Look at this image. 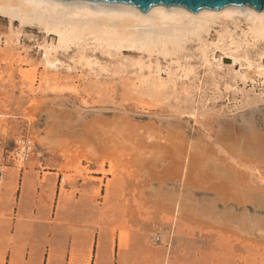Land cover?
Masks as SVG:
<instances>
[{
  "label": "rangeland",
  "instance_id": "rangeland-1",
  "mask_svg": "<svg viewBox=\"0 0 264 264\" xmlns=\"http://www.w3.org/2000/svg\"><path fill=\"white\" fill-rule=\"evenodd\" d=\"M235 19L166 51L93 40L51 51L58 40L40 25L0 14V178L15 172L0 195L8 190L10 215L23 174L56 215L41 224L60 242L88 232L101 249L105 237L111 264H264V80L241 76L264 63V40ZM37 136L68 149L52 155ZM26 137L33 152L19 164L12 153Z\"/></svg>",
  "mask_w": 264,
  "mask_h": 264
},
{
  "label": "bare ground",
  "instance_id": "bare-ground-1",
  "mask_svg": "<svg viewBox=\"0 0 264 264\" xmlns=\"http://www.w3.org/2000/svg\"><path fill=\"white\" fill-rule=\"evenodd\" d=\"M0 14L8 16L10 19H19L22 23L40 25L47 34L55 36L58 40L56 45L49 48L51 51H57L58 49L68 50L72 46L81 47L87 44L89 40H93L94 45L115 49H153L155 46L161 45L164 51H166L169 44L172 47H179L189 36H199L203 33L208 34L211 27L217 22L223 21L222 23L226 24L229 19L236 20L237 18L235 19V17L239 16L243 17L250 26L249 30L252 39L264 40V11L258 12L248 6H227L218 11L201 10L195 14L184 8L153 6L148 12L143 13L138 8L128 4L90 2L87 0H0ZM49 64L53 67L55 66L53 62ZM241 76L243 80H249L252 83L255 82L256 78L264 80V63H258L255 66L250 65L248 71ZM163 84L162 82L161 85ZM119 127L122 126H118V130ZM117 133L120 134V132ZM118 134L112 139H124L123 137L122 139L119 138ZM243 135V133H238L235 136V141L239 146L244 142L245 135ZM52 136L54 137V135ZM121 136L123 135L121 134ZM35 138L36 136L34 140ZM45 139L47 138L42 137L37 142L52 155L66 153L68 148L63 145L69 144V141L67 143L62 142V145L61 139L60 142H47ZM127 140L124 139L123 141H119V143L127 142ZM54 141H57V139ZM126 142L124 145L129 144ZM119 143H117L118 147H120ZM96 155H94L95 157L92 155L93 158L97 159ZM93 158H88L87 161L92 162ZM98 158L100 159V157ZM109 159L108 161H110ZM100 162H98L100 165H104V162ZM110 162L112 163V161ZM187 166H184L182 176L187 174L185 173V170L188 169ZM176 203V206L179 208V202ZM100 258L101 254L99 253L98 261ZM98 264H100V261Z\"/></svg>",
  "mask_w": 264,
  "mask_h": 264
},
{
  "label": "crops",
  "instance_id": "crops-1",
  "mask_svg": "<svg viewBox=\"0 0 264 264\" xmlns=\"http://www.w3.org/2000/svg\"><path fill=\"white\" fill-rule=\"evenodd\" d=\"M9 172L5 177L0 178V183L6 182L10 185L13 180ZM18 191L16 194L14 214L10 215L13 206L9 203V192L4 190L0 195V264H111L112 255L106 238L96 242L94 234L88 232L73 239L66 237L61 242L56 237V227L50 223L56 220V215L50 214V209L41 207L39 201L33 200L28 183L23 174L17 179ZM14 181V180H13ZM59 193H56L59 197ZM35 207L34 216L31 215V208ZM52 212V211H51ZM32 218L34 219L32 222ZM43 229L46 232V239L43 241V234L37 232ZM76 245V257L72 258V246ZM59 246V247H58ZM81 247V248H80ZM78 251V252H77ZM101 251V252H100ZM99 253L101 258L98 261Z\"/></svg>",
  "mask_w": 264,
  "mask_h": 264
},
{
  "label": "water",
  "instance_id": "water-1",
  "mask_svg": "<svg viewBox=\"0 0 264 264\" xmlns=\"http://www.w3.org/2000/svg\"><path fill=\"white\" fill-rule=\"evenodd\" d=\"M70 1V0H60ZM90 2H107L128 4L138 8L143 13L148 12L153 6L168 8H184L192 13L201 10L218 11L227 6H248L258 12L264 11V0H87Z\"/></svg>",
  "mask_w": 264,
  "mask_h": 264
},
{
  "label": "built area",
  "instance_id": "built-area-1",
  "mask_svg": "<svg viewBox=\"0 0 264 264\" xmlns=\"http://www.w3.org/2000/svg\"><path fill=\"white\" fill-rule=\"evenodd\" d=\"M33 147L32 141L27 137L16 142V148L12 153L13 161L19 164L27 162L33 152Z\"/></svg>",
  "mask_w": 264,
  "mask_h": 264
}]
</instances>
